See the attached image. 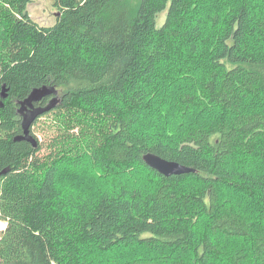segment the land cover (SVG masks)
Returning <instances> with one entry per match:
<instances>
[{"label":"trees","instance_id":"trees-1","mask_svg":"<svg viewBox=\"0 0 264 264\" xmlns=\"http://www.w3.org/2000/svg\"><path fill=\"white\" fill-rule=\"evenodd\" d=\"M30 1L0 2V264H94L118 248L116 264H264V0H54L47 27ZM44 85L61 100L31 123L36 146L17 139L19 101ZM49 112L44 151L32 127ZM171 114L174 137L144 130ZM148 152L195 171L164 175ZM116 173L111 190L63 191Z\"/></svg>","mask_w":264,"mask_h":264},{"label":"rangeland","instance_id":"rangeland-1","mask_svg":"<svg viewBox=\"0 0 264 264\" xmlns=\"http://www.w3.org/2000/svg\"><path fill=\"white\" fill-rule=\"evenodd\" d=\"M1 2V0H0ZM28 12L30 17L37 22L40 26H53L56 22H57V18L59 16V9L55 6L54 0H31L28 4ZM166 11L162 12L161 15L159 16L158 20H159V25H161V23L163 22V19L165 17ZM184 57V59H182L180 56L176 58V62L170 61V64H173V67H184L185 66V61L189 62V66H190V59L188 60V57L182 56ZM201 58V57H200ZM197 59V61H195V63L197 64L198 60H200L199 58H194ZM182 61V62H178V61ZM188 64V63H187ZM173 72L175 74H177L178 72H176L175 70H173ZM183 80H185L184 78H182ZM188 82L187 80L184 81L183 83ZM189 86V85H187ZM173 96V95H171ZM175 100V99H173ZM25 112V111H24ZM53 113V112H52ZM51 112H49L48 114H46L45 116H41L38 121L36 122V124L33 125L32 130L35 134V136L38 138L39 143H42L43 146V150L45 151L47 149L46 144L49 142V140H51L53 138L54 135H56L58 133L54 120H58L59 119V114H52ZM63 113V112H62ZM172 118V114L167 117V118H163L161 120H158V124L157 126L153 125V124H146L144 127V130L151 132V131H162L164 133H166L167 137L171 138L174 137L177 128L178 127H171V126H167L166 123L169 122V120H171ZM60 122V120H58ZM164 125V126H163ZM163 126L161 128V130H159V128ZM182 130L185 131L189 128H191V125H186L185 123L182 122ZM179 126V127H181ZM197 126V125H196ZM239 158V157H238ZM240 159V158H239ZM243 166V163L241 164ZM232 166H235V168H238L237 165V161H233L232 162ZM119 175H120V179L121 181H123L122 179V175L121 173H116V175H114L112 178H107L104 176H100L98 177V175L95 174V176L93 177V179L91 180H87V178H83V177H77V180H74L73 182H67L64 180L65 185H64V189L63 191L66 194H84V193H91V191L98 190L99 192L102 189H109L111 190L112 187V182L113 184L117 187V186H121L122 184L119 182H116L115 179L119 180ZM128 180L131 181H138L139 179H141L143 177V173L140 170H137L135 172H129L126 174H123ZM81 178V179H80ZM114 188V187H113ZM242 203L249 205V206H245V210L247 212H250V210H255V204L253 202L251 203H247L245 201H241ZM263 213V212H261ZM260 220V219H259ZM264 223V220H263ZM7 226V221L4 220L3 218H1V213H0V234L2 232V230H4ZM140 249H138L137 251H139ZM124 248H118L115 249L113 252L106 254L107 256H104L103 253H101L102 251H98V253H95V255L98 256L97 259H93V261L95 262H102V261H107L112 259L110 264H116L115 261L117 262L118 260L120 261L119 256L123 253ZM134 251V252H137ZM133 252V249L129 250V254ZM94 255V256H95ZM94 262V264H95Z\"/></svg>","mask_w":264,"mask_h":264},{"label":"water","instance_id":"water-1","mask_svg":"<svg viewBox=\"0 0 264 264\" xmlns=\"http://www.w3.org/2000/svg\"><path fill=\"white\" fill-rule=\"evenodd\" d=\"M48 95H54L55 97L50 101V103L46 107L35 106L36 103L40 102L43 98L47 97ZM1 97L3 99L8 97V93L5 86H3V90L1 91ZM60 100L61 98L59 96V90L56 89V86L44 85L39 88H34L26 99L19 101L21 104L19 111H25V118L23 120L24 133L18 136L17 139H25L32 141L34 145L37 146L36 139L30 135L31 123L40 113H43L55 107ZM143 158L146 164L167 176L172 174H182L195 171V169L192 167L183 165L176 161L164 159L152 152L146 153Z\"/></svg>","mask_w":264,"mask_h":264},{"label":"bare ground","instance_id":"bare-ground-1","mask_svg":"<svg viewBox=\"0 0 264 264\" xmlns=\"http://www.w3.org/2000/svg\"><path fill=\"white\" fill-rule=\"evenodd\" d=\"M49 96V95H48ZM161 157V156H160ZM144 159V158H143ZM165 159V158H164ZM171 161V160H170ZM177 162V161H176Z\"/></svg>","mask_w":264,"mask_h":264}]
</instances>
